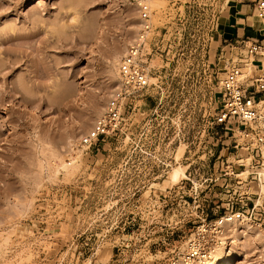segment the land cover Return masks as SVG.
Here are the masks:
<instances>
[{"label": "rangeland", "instance_id": "1", "mask_svg": "<svg viewBox=\"0 0 264 264\" xmlns=\"http://www.w3.org/2000/svg\"><path fill=\"white\" fill-rule=\"evenodd\" d=\"M258 1L251 37L263 52ZM234 2L0 0V264H174L202 218L243 210L229 200L258 192L264 205L249 174L257 161L245 158L259 151L219 92L233 65L244 79L261 72L252 41H225ZM146 16L151 85L124 100L120 129L90 151L81 139ZM255 220L239 221L240 243L227 227L243 264H264Z\"/></svg>", "mask_w": 264, "mask_h": 264}, {"label": "built area", "instance_id": "2", "mask_svg": "<svg viewBox=\"0 0 264 264\" xmlns=\"http://www.w3.org/2000/svg\"><path fill=\"white\" fill-rule=\"evenodd\" d=\"M257 7L264 17V0H259ZM151 28V23L146 16L137 36L120 58L118 62L119 86L104 111L95 119L91 129L83 135L81 145L86 149L90 151L98 149L104 139L116 133L122 124L124 100L136 97L144 89L150 87L144 50ZM258 42L247 46L250 55H264V51L259 50L263 47L262 42ZM255 61L259 62L253 57L251 62ZM242 74L238 65L231 66L225 72L220 80L221 105L225 110V116H229L244 126L240 133L242 141L247 144L246 148L249 149L252 144L257 146L258 155L249 156L252 162L257 161L255 166L252 164L249 174L257 183L264 185V103H262L264 102V70L248 79H244ZM250 195L231 199L228 206L232 210L235 204H240L243 210H239V213L245 214L250 219L255 218V223L262 226L264 205L262 201L260 202L261 196L258 192L256 193L257 199L251 198ZM235 200L238 201L235 202ZM231 214L225 212L214 218H202L185 239L179 259L186 263H207L213 259L217 248L229 245L227 221Z\"/></svg>", "mask_w": 264, "mask_h": 264}, {"label": "crops", "instance_id": "3", "mask_svg": "<svg viewBox=\"0 0 264 264\" xmlns=\"http://www.w3.org/2000/svg\"><path fill=\"white\" fill-rule=\"evenodd\" d=\"M253 1L254 0H235L232 12L225 18V41L232 40L241 43L257 39V37H251V33L257 34V31H260L262 28L258 30L256 29L258 26L250 23ZM254 58L259 60V63L255 65H261V68L258 70H264V55L258 54L255 55Z\"/></svg>", "mask_w": 264, "mask_h": 264}, {"label": "bare ground", "instance_id": "4", "mask_svg": "<svg viewBox=\"0 0 264 264\" xmlns=\"http://www.w3.org/2000/svg\"><path fill=\"white\" fill-rule=\"evenodd\" d=\"M242 75H245V73H243ZM245 158H250V157L247 156ZM179 174H182L181 167H175V169L172 173V178H175ZM237 213H239V212L232 213L231 215H233V217H230L231 215L229 216V219L227 221V227L231 224H235V229H233V231H234V235L236 238L234 240L237 243H240L241 242V235H239L240 230H239V228L236 229V227H238L239 221L240 222H241V220L243 221L244 218H247V216L245 214H242V213H239V215H238ZM241 215H243L245 217H243ZM229 230H231V229H229ZM233 251H234L233 248L229 245H226L225 247L217 248L213 254V257H214L213 259L209 260L207 263L206 262H198V264H243V260H242L243 258L235 259L233 256V254H234ZM179 261H180V259L178 258L173 263L174 264L180 263Z\"/></svg>", "mask_w": 264, "mask_h": 264}]
</instances>
